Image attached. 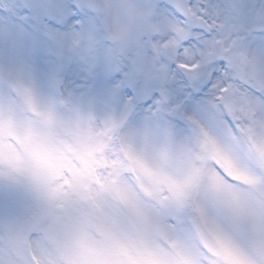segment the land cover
<instances>
[{"label":"snow or ice","instance_id":"6c2138e0","mask_svg":"<svg viewBox=\"0 0 264 264\" xmlns=\"http://www.w3.org/2000/svg\"><path fill=\"white\" fill-rule=\"evenodd\" d=\"M0 264H264V0H0Z\"/></svg>","mask_w":264,"mask_h":264}]
</instances>
